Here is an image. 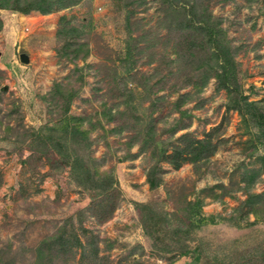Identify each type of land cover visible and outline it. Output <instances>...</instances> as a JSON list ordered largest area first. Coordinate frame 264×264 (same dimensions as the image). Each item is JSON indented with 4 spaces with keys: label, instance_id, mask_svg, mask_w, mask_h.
Instances as JSON below:
<instances>
[{
    "label": "rangeland",
    "instance_id": "rangeland-1",
    "mask_svg": "<svg viewBox=\"0 0 264 264\" xmlns=\"http://www.w3.org/2000/svg\"><path fill=\"white\" fill-rule=\"evenodd\" d=\"M42 5L0 8V264H264V140L246 111L264 114V0ZM193 139L209 159L160 158ZM77 156L111 187L80 184ZM197 199L215 223L190 226Z\"/></svg>",
    "mask_w": 264,
    "mask_h": 264
},
{
    "label": "trees",
    "instance_id": "trees-1",
    "mask_svg": "<svg viewBox=\"0 0 264 264\" xmlns=\"http://www.w3.org/2000/svg\"><path fill=\"white\" fill-rule=\"evenodd\" d=\"M9 1L10 0H0V8H12L10 7ZM43 1L44 0H34V2L30 1L26 5H20L18 4L19 2L17 1V6H15V8H12V9H16L22 12H28L30 9H35V8L39 9L40 11H46L48 10V8L42 5ZM192 9H194V7ZM0 28H1V22H0ZM218 56L222 59L221 62L219 63V66L221 67L222 72H217L216 70V76L218 77V79L221 80V83L227 84V82L229 81V78L234 75V65L231 61L229 50H227L226 48H224L223 50H220V52H218ZM57 91H59L58 93H62L59 86L57 88ZM247 106H251L252 110L251 111L246 110V111L250 112L255 118H257L256 124L260 127L259 135H257V139H262L263 141L264 140V114L262 112H258V114H256V112L253 111V109L255 108V105H253V102H249ZM247 108L249 109V107ZM56 127H58L59 130L63 132L64 134H79V133L86 134L85 131L80 130L79 123L75 122L73 124V122L70 119L62 120V122L59 123L58 126L56 125ZM211 151H212V146L208 141H205V140L203 141L201 139H198V140L193 139L183 149L179 148L173 154H165L164 153L165 150H162L160 151L159 156L161 159L167 162H170L171 164L175 166V168L178 169L185 162L199 163L200 161L209 159V156H207V154L210 153ZM67 154H65L64 156L65 157L71 156V154H68V155ZM72 164H73L72 173L74 174L75 179H77V181L80 184L84 185L85 187H90L92 189L98 188L99 189V192H97L98 194L101 193V191L103 192L104 190H106V186L108 188L111 187L110 185H108L110 181H108L106 177H103V178L96 177L95 178L94 176H96L98 171H95L93 174H91L90 170L86 169L85 163L81 157L77 156L73 158ZM256 175H257L256 171L253 174H249V180H250L249 182H251V184L255 180ZM151 176L152 174L150 173L148 175L149 181L152 183V185H154V181L152 180ZM256 197H257V194L256 196H254V198ZM253 202L255 203V201ZM137 207H139V209L143 211L144 206L142 204L138 205ZM200 207H201V201L198 199L191 204L190 215L188 216L189 224L191 227L200 226L207 222L209 223L216 222V218L214 215H210V216L202 215L200 212ZM142 216L145 219L149 215H143L142 213ZM176 232H178V229H176Z\"/></svg>",
    "mask_w": 264,
    "mask_h": 264
},
{
    "label": "water",
    "instance_id": "water-1",
    "mask_svg": "<svg viewBox=\"0 0 264 264\" xmlns=\"http://www.w3.org/2000/svg\"><path fill=\"white\" fill-rule=\"evenodd\" d=\"M20 57H21V60L22 61H28L29 60V58H28V56L25 54V53H22L21 55H20Z\"/></svg>",
    "mask_w": 264,
    "mask_h": 264
}]
</instances>
